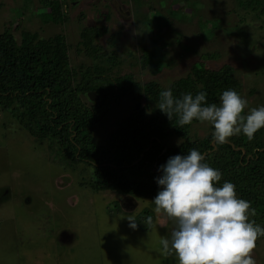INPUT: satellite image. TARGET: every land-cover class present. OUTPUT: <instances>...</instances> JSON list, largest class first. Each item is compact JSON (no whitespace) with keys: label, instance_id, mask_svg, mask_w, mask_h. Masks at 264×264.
<instances>
[{"label":"rangeland","instance_id":"374dc122","mask_svg":"<svg viewBox=\"0 0 264 264\" xmlns=\"http://www.w3.org/2000/svg\"><path fill=\"white\" fill-rule=\"evenodd\" d=\"M54 1L67 13L64 22L52 14L42 21L46 10L39 0H0V32L10 27L16 41L19 31L61 33L70 66L95 62L109 76L132 73L139 82L154 80L163 88L199 64L216 69L229 64L240 83L232 104L241 106L242 120L264 111V0ZM85 26L104 28L96 41L116 55L109 61L87 58L78 35ZM150 109L151 104L145 107L146 116ZM129 111L121 104L110 107L92 127L95 142L106 145ZM239 127L214 108L188 126L186 138L209 132L224 137L223 130ZM181 140L170 135L164 143ZM155 175L168 181L173 172ZM90 178L84 160L71 162L54 142L35 139L0 108V210L28 216L26 227L15 223L24 241L20 264H264V237L236 239L255 224L234 196L222 197L207 186L130 196L94 190ZM62 230L73 239L59 241L55 236Z\"/></svg>","mask_w":264,"mask_h":264},{"label":"trees","instance_id":"16d2710c","mask_svg":"<svg viewBox=\"0 0 264 264\" xmlns=\"http://www.w3.org/2000/svg\"><path fill=\"white\" fill-rule=\"evenodd\" d=\"M39 1L46 10L40 12L42 21H49L51 14L60 23L67 19L59 2ZM105 31L97 26L81 28L79 42L87 58L109 61L116 55L115 49L108 53L96 41ZM38 33L19 31L16 41L10 27L0 32V108L21 128L35 139L54 142L71 162L84 160L90 165L88 184L94 190L158 196L207 186L222 197H236L251 213L255 228L237 240L264 237V111L242 120L241 106L232 104L240 83L231 65L216 69L199 64L163 88L154 80L139 82L132 73L109 76L95 62L70 66L64 35ZM106 42L112 44L110 36ZM88 91H94L97 99L90 100ZM123 98L129 99L130 111L101 146L93 139L92 127ZM149 104L151 114L146 116ZM214 108L230 125L240 123L237 132L186 138L188 126ZM170 135L183 140L167 146L164 140ZM157 170H170L173 176L161 181ZM228 231L234 236L233 228Z\"/></svg>","mask_w":264,"mask_h":264},{"label":"crops","instance_id":"0c3cea01","mask_svg":"<svg viewBox=\"0 0 264 264\" xmlns=\"http://www.w3.org/2000/svg\"><path fill=\"white\" fill-rule=\"evenodd\" d=\"M22 214H18L17 212L13 213L12 211L8 213L6 211V207H1L0 210V264H20V255L23 252L21 234L19 233V228L15 225L18 220V225L23 228L28 225V216H21ZM5 216H9L7 218ZM33 220V219H32ZM32 222V221H30ZM70 235L65 230L60 231V233L55 236L59 241L63 243L65 241H70L73 239L72 235ZM68 239V240H67ZM25 244V243H24ZM20 261V262H19ZM31 262V261H30ZM29 262V263H30ZM35 264V263H34Z\"/></svg>","mask_w":264,"mask_h":264},{"label":"water","instance_id":"95a60500","mask_svg":"<svg viewBox=\"0 0 264 264\" xmlns=\"http://www.w3.org/2000/svg\"><path fill=\"white\" fill-rule=\"evenodd\" d=\"M87 97L90 99V100H95L97 99V94L94 92V91H88L86 93ZM120 104L121 105H124V106H127L129 104V99L128 98H123L121 101H120ZM135 107L137 108L138 107V104L136 103L135 104ZM211 143H213V141H211ZM236 149H240L239 147H236ZM242 153L244 152L243 149H241ZM141 156V155H140ZM139 156V158H140ZM138 158V159H139ZM187 159V157L185 158ZM137 160L133 161V163H135Z\"/></svg>","mask_w":264,"mask_h":264},{"label":"flooded vegetation","instance_id":"af4514ba","mask_svg":"<svg viewBox=\"0 0 264 264\" xmlns=\"http://www.w3.org/2000/svg\"><path fill=\"white\" fill-rule=\"evenodd\" d=\"M183 232V231H182Z\"/></svg>","mask_w":264,"mask_h":264}]
</instances>
